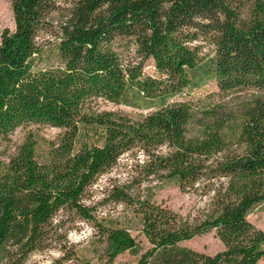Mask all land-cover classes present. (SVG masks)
Instances as JSON below:
<instances>
[{"label": "trees", "instance_id": "obj_1", "mask_svg": "<svg viewBox=\"0 0 264 264\" xmlns=\"http://www.w3.org/2000/svg\"><path fill=\"white\" fill-rule=\"evenodd\" d=\"M14 25L0 31V137L27 121L61 127L39 161L27 139L0 167V264L57 248L49 264H255L264 229L247 213L264 202V97L245 100L238 121L218 108L195 135L185 133L193 103L178 97L212 78L220 91L264 88V0H8ZM49 34L54 62L38 64L37 37ZM124 39L132 54L115 43ZM204 39L212 52L199 54ZM151 59L156 74L145 73ZM95 98L147 108L135 116L98 109ZM90 130L96 142L80 139ZM164 147V151L159 150ZM141 152L136 173L109 182L104 199L140 215L149 245L123 226L103 224L85 196L118 157ZM140 175V176H135ZM172 177L180 190L211 191L204 212L181 214L133 187ZM66 214L98 231V260L80 257L66 237ZM212 230L222 247L185 243ZM97 251V247H94ZM127 250L131 263L114 257ZM139 251V252H138Z\"/></svg>", "mask_w": 264, "mask_h": 264}, {"label": "rangeland", "instance_id": "obj_2", "mask_svg": "<svg viewBox=\"0 0 264 264\" xmlns=\"http://www.w3.org/2000/svg\"><path fill=\"white\" fill-rule=\"evenodd\" d=\"M14 25L10 1L0 0V31L3 28H12ZM200 43L199 54L207 55L212 52V44L204 39H198ZM39 51L37 62L40 65H48L54 62L55 45L53 38L44 32H41L37 37ZM117 48L122 55L132 54V47H125L124 39L118 37L115 39ZM146 73L156 74L152 60H146L143 67ZM260 95L264 97V88L258 87H239L220 91L215 85L214 80L210 77L199 80V82L185 93L173 96V98L185 97L189 98L193 103L192 113L184 125L185 133L195 135L202 128L203 123L209 118L204 114L206 110L218 108L228 112L231 116L228 121L229 126H234L237 119L238 110L245 100ZM93 106L98 109H107L115 113H124L130 117L137 115L147 108L139 106H131L121 102L113 103L104 99L95 98L91 101ZM61 131V127L54 126L45 122L27 121L17 125L13 130L5 136L0 137V167H2L9 159L11 154L27 139H31L34 143L33 152L35 157L42 161L46 158V150L50 143L56 140V136ZM80 139L88 142H96L97 138L91 134L90 130L83 131ZM159 150L164 151V147ZM133 152V151H132ZM126 151L122 153L117 161L110 169L100 174L95 182L89 187L87 195L84 197L86 203H95V213L101 219L103 224L110 226H123L129 230L131 235L138 240L141 245L139 251L146 248L149 243L141 230L140 215L133 212L131 208L123 202H114L108 199L102 200L105 192V187L109 182L127 181L128 178L136 173L134 163L142 154L139 151L132 153ZM140 176V175H135ZM141 177V176H140ZM134 192L141 196H149L152 200L167 205L181 214L197 215L201 214L208 207L211 200V191H205L201 188L196 190H180L177 180L172 177L158 179L156 177H146L141 179L139 185L133 187ZM65 218L67 226L66 237L76 253L89 260H98V255L102 253L101 244L98 240V231L94 228L91 222L81 219H71L66 214L59 213V217ZM248 219L258 227L264 229V202L254 207L247 213ZM188 246L202 250L207 253H212L214 250L222 247L221 241L214 235L212 230L194 235L188 239H183L181 242ZM97 247V251L94 250ZM138 251V252H139ZM60 251L57 248H45L44 250L33 251L29 254L24 264H49L52 259L59 256ZM137 254H131L127 250L121 251L114 259L120 263H131L136 258ZM255 264H264V258L261 257Z\"/></svg>", "mask_w": 264, "mask_h": 264}]
</instances>
